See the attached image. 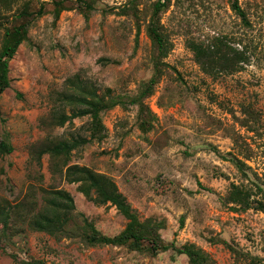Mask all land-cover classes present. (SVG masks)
Segmentation results:
<instances>
[{
  "label": "rangeland",
  "instance_id": "rangeland-1",
  "mask_svg": "<svg viewBox=\"0 0 264 264\" xmlns=\"http://www.w3.org/2000/svg\"><path fill=\"white\" fill-rule=\"evenodd\" d=\"M60 1H13L14 9L42 5L46 13L31 21L0 94V141L14 148L0 154V204L10 213L0 223V264H190L173 250L154 254L149 241L90 245L85 219L111 238L128 221L112 205L88 201L58 171L64 165L110 178L160 246H192L204 264H264V213L227 200L238 185L264 203V0H238L249 27L233 0H69L59 9ZM159 1L165 58L147 33ZM11 14L0 9V21L14 22ZM3 37L0 29V48ZM218 37L248 61L211 77L187 42ZM74 85L117 102L100 114L98 139L88 116L49 125L54 112L72 114L59 96ZM76 140L85 143L67 158L31 156L33 145ZM55 191L69 193L75 208L52 233L37 231Z\"/></svg>",
  "mask_w": 264,
  "mask_h": 264
},
{
  "label": "trees",
  "instance_id": "trees-1",
  "mask_svg": "<svg viewBox=\"0 0 264 264\" xmlns=\"http://www.w3.org/2000/svg\"><path fill=\"white\" fill-rule=\"evenodd\" d=\"M13 1L16 0H0V9L12 13V21L7 16H3L5 24L0 21V29L4 30V37L0 48V94L9 87V62L15 56L19 46L27 39L28 27L31 21L45 15L44 6L36 11H31L30 4H25L23 8L14 9ZM69 0H61L56 2L57 8ZM81 5L85 10H90L91 7L86 2ZM166 8V2H157L154 4V9L151 17L150 24L147 28V33L153 44L157 47L158 53L161 58H165L170 50L164 35L159 30V14ZM61 9V8H59ZM58 9V10H59ZM231 9L240 17L242 23L249 27L250 23L247 19L245 11L239 5L238 0H233ZM57 10V9H56ZM59 12V11H58ZM10 23V26H6ZM188 49L194 55L195 61L200 67L201 71L211 77H216L219 74L227 73L232 74L248 61L246 53L231 47L224 38H215L211 43H201L195 40L187 42ZM159 71V70H157ZM154 83V80H151ZM72 93H62L59 96L63 104L73 107L71 115H67L65 111L54 112L51 117L49 125L54 127H63L67 122L77 117H90L91 118V139H98L102 129L100 114L117 105V102H107L104 98L98 96L95 90L81 87L80 85L73 86ZM247 123V122H245ZM248 124V123H247ZM245 124V125H247ZM85 143V140L70 142L40 143L33 145L31 149V156L33 160L38 163L42 157L49 155L56 161L67 158L70 153L77 146ZM14 151V148L6 141H0V154L9 155ZM235 165L241 169L243 162L235 160ZM57 166H55V169ZM65 170L59 169L64 179L69 184H78V190L84 197L97 205L110 204L128 221L125 230L116 237H106L100 234L96 228L91 225L85 218V223L89 227L87 233V240L90 245H113L120 246L127 240H133L137 245L140 242L149 241L152 244L154 254L159 251L167 252L173 250L180 255L188 257L190 264H204V256L195 251L192 246H184L178 249L174 244L169 246H160L158 243V234H153L152 230H148L146 226L139 222L137 216L131 211L127 205L125 198L118 191L116 184L107 176L99 173L92 172L86 167L78 165L65 166ZM55 169L53 170L55 172ZM50 192V191H49ZM52 198L47 199V209L39 218L34 222V227L37 231L52 233L57 226H62L64 221L69 217V210H73L74 201L71 195L64 191H55ZM252 192L246 190L238 185H232L230 192L227 196L229 203L240 206L243 210L254 209L264 213V203L261 200H252ZM64 214H61V211ZM9 211L0 204V223L6 227L9 220ZM85 217L83 214H81ZM29 264H46L44 261L33 259Z\"/></svg>",
  "mask_w": 264,
  "mask_h": 264
}]
</instances>
